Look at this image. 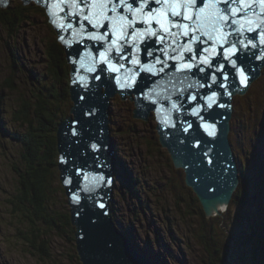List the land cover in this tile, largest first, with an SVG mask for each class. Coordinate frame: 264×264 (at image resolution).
<instances>
[{
    "label": "rangeland",
    "instance_id": "1",
    "mask_svg": "<svg viewBox=\"0 0 264 264\" xmlns=\"http://www.w3.org/2000/svg\"><path fill=\"white\" fill-rule=\"evenodd\" d=\"M11 1L8 6L21 4ZM28 16L10 27L0 22V264H80L69 228L70 233L47 229L39 237V244L49 240V258L33 253L24 235L36 226L27 217V206L22 212L12 203L19 186L15 164L25 167L22 144L12 136L27 129L15 119V111L22 103L32 105L38 90L48 92L51 87L62 94V102L56 100L62 107L57 118L65 117V112L73 116L75 104L71 95L63 93L72 80L56 79L50 71L48 47L56 40L50 26L34 10ZM233 112L229 142L239 180L227 209L207 213L208 218L215 217L206 220V232L210 246L218 250L210 258V246L199 237L203 204L198 196L179 177L151 124L134 116L128 96L110 102V135L119 157L115 158L119 170L111 205L118 228L140 245L141 255L147 252L157 264H227L230 260V264H264V70ZM31 118L36 125V118ZM49 182L47 203L52 212L71 214L58 165ZM236 193L244 205L236 201ZM230 207L235 214L231 223V214L223 216ZM226 225L238 233L236 237L226 234Z\"/></svg>",
    "mask_w": 264,
    "mask_h": 264
},
{
    "label": "water",
    "instance_id": "2",
    "mask_svg": "<svg viewBox=\"0 0 264 264\" xmlns=\"http://www.w3.org/2000/svg\"><path fill=\"white\" fill-rule=\"evenodd\" d=\"M15 1L24 4L23 0ZM24 1L26 2V0ZM29 1H31L28 4L30 7H40L45 10L41 12L39 8L38 13L50 26L56 40L58 39L64 46L65 51L69 49L66 54L72 71L71 98L75 102L72 108L74 115L60 123L57 136L60 178L70 208L72 224L74 228L76 227V232L73 235L75 234L74 240L80 264H156L152 259L141 255L136 250L134 242L119 230L112 214L111 204L115 199L114 184L118 167L114 156V141L110 136L107 109L110 102L124 101L120 94L114 93L119 91L113 88L114 83H119L121 87L125 86L128 92L130 87L126 84H131L134 91L130 95L135 97V92L142 102H150V109L155 112L157 110L154 107L166 105L164 100L165 95L170 91V85L164 81L165 76L160 79L163 81L161 83L153 81L151 77L150 80L153 83H148L142 78V75L136 80L135 77L139 75H135V70L139 69L143 72L142 64L134 63V57L129 63L120 52L115 50V47L109 50L111 34L104 41H91L90 33H100L105 29H97L88 24L83 19V15L88 14L87 10L81 13L73 7L72 0ZM77 3H80V0H77ZM57 5L59 6L57 7ZM80 7H83V3H80ZM118 11L122 12L123 9L118 7ZM247 11H255L256 16L264 17L259 4ZM141 22L144 23L142 20ZM230 23L228 28H224L226 24L223 28L230 33L238 31L239 36L247 39H249L247 37V33H249L251 35V40H249L253 42V34L248 31V27L243 26L241 28L239 24L240 28L234 30L231 29L232 23L231 25ZM239 25L236 26L239 27ZM180 31L183 33V29ZM227 31L224 33L228 34ZM195 33L203 35L199 31ZM195 33L190 32L189 36ZM158 35L161 39L167 38L166 34L158 33ZM199 40L200 38L197 39L195 46L199 44ZM240 40L233 45L244 49L247 42L245 41V44L242 45ZM216 41L218 39L214 40L215 43ZM119 44L121 48L127 50L124 43ZM202 44L205 45V43ZM82 45H85L84 48ZM255 49L256 46L254 45L251 50ZM167 50L165 55L169 59L180 56L177 48L169 47ZM208 50H210L209 47ZM91 52L97 53L99 58L89 56ZM83 53L88 55L84 54L83 56ZM101 53H105V57L102 58ZM136 55L140 60H144L147 53L142 52V54L137 53ZM68 57L72 62L69 61ZM165 57L162 56L160 60L155 61L157 71L158 66L168 62V58ZM86 60H88V66L94 65L95 67L86 66ZM149 61L152 62V58ZM187 61H191V59H187ZM101 66H115L117 70L114 71L113 67L108 69L107 71L111 75L107 77L108 72H102ZM246 66L251 68L249 62H246ZM125 67H127V71H123ZM256 72L257 69H253V75ZM190 75L191 77L195 76L193 72ZM220 75L222 76L221 73ZM170 76L171 79L176 78L175 75ZM227 80L225 78V81ZM252 81L255 82L252 85H247L249 89L247 93H243V95L237 93L232 99L226 97L225 100V96L216 89L215 84H212L210 97H213V100L211 104L198 93L199 101L203 103L202 108L211 113L210 117L214 123H218V129L213 127L214 130L218 131V135H211L208 129L199 127L187 116H183L187 125L182 120L173 119L167 129L162 127V120L166 118L165 112H158V118L153 113L151 118L147 120L153 127L159 141L161 139L160 133H162L164 144L160 143L170 162L181 180L198 196L207 213L211 212V205L217 202L225 203L231 199L234 190L237 189L231 174L232 171L229 170V168L236 169L231 160L232 155L228 152L230 151L228 148L229 112L246 98L257 80L252 78ZM143 91L145 94L142 93ZM178 91L180 92L181 89ZM159 92L162 95L156 98ZM128 98L135 109V102L133 101L135 99L132 97V100L129 96ZM154 99L156 100L154 101ZM186 101H182L184 106L187 104ZM216 106L219 107V111L214 109ZM186 107V113L190 114L195 122H198L193 107L191 105H186ZM166 108L170 109L171 106L166 105ZM200 112L203 113V111ZM175 117L178 118V116ZM211 123L214 125L212 121ZM168 132L179 137L176 138L177 141L174 144H172L174 141L169 137ZM181 139L182 142H180Z\"/></svg>",
    "mask_w": 264,
    "mask_h": 264
},
{
    "label": "trees",
    "instance_id": "3",
    "mask_svg": "<svg viewBox=\"0 0 264 264\" xmlns=\"http://www.w3.org/2000/svg\"><path fill=\"white\" fill-rule=\"evenodd\" d=\"M0 22L2 24L14 26L19 22H24L29 19L28 14L31 10L39 12L40 7H30L26 4H15L8 7H4L0 4ZM41 12L45 10L40 8ZM48 57H49V66L50 71L56 79L63 80L65 78L71 79V69L69 70V63L67 60V54L64 46L57 40H55L50 47H48ZM67 91L63 92L64 94L71 95V85H68ZM62 94L59 91H53L52 87L49 88L48 92L43 90H38L36 94L35 102H32V105H29L27 102L22 103L21 107L15 111V119L20 121L22 124H25L27 129L25 132L13 135V139L22 144L23 153L22 158L25 162V167H21L19 164H15L16 173L19 176V186L18 194L15 196V200H12V203L15 204V209L19 211H24V207L27 206V215L30 218L31 223L36 226V228L31 230L30 235L26 234L25 239H27L28 244L32 248V252L35 251L42 258H49L48 245L49 240L43 239L41 243H37L39 237L44 235V231L50 229L54 231L57 229L68 230V228L76 232V227L74 228L71 220V214H58L53 213L48 205L50 199L49 193L51 189V183L49 182L50 177L53 174V169L58 165L59 166V149H58V128L60 123L68 118L66 112L62 119L57 118L56 112L62 111L61 104H56V100L62 102ZM49 101H52L53 105L47 104ZM55 108V109H54ZM36 118L37 124L34 125V120L31 116ZM161 142V141H160ZM242 179H245V175H242ZM186 181V180H185ZM187 183V182H186ZM262 199H264V191H262ZM19 195V197H18ZM235 199L238 203L243 202L244 200L240 199L241 195L236 193ZM200 201V199H199ZM201 202V201H200ZM202 204V203H201ZM201 228L199 232V237L201 240L207 243L210 246L211 241H209V235L206 232V220L214 221L215 217L208 218L207 212L205 211L203 205H201ZM232 208H229V211L225 212L223 216L234 222V216L232 213ZM231 214V215H230ZM115 217V216H114ZM27 218V219H28ZM244 218V217H243ZM264 218V215H263ZM229 223V224H230ZM227 226V225H226ZM227 226L225 229L226 234L229 236H237L238 233H233L232 228ZM44 230H43V229ZM37 230V231H36ZM211 230V228L209 229ZM231 231V232H230ZM70 233V231L68 230ZM75 235V234H74ZM72 236L74 239L75 236ZM226 237H224L225 239ZM206 239V240H205ZM237 243V238L232 239ZM231 241V240H230ZM210 248V258L216 256L218 250ZM231 250V251H230ZM230 253L232 254V248H229ZM223 252V251H222ZM230 254V257H231ZM231 260L227 262L230 264Z\"/></svg>",
    "mask_w": 264,
    "mask_h": 264
},
{
    "label": "snow or ice",
    "instance_id": "4",
    "mask_svg": "<svg viewBox=\"0 0 264 264\" xmlns=\"http://www.w3.org/2000/svg\"><path fill=\"white\" fill-rule=\"evenodd\" d=\"M137 0H80L83 3V7H80V3L77 0H72L73 7L78 9L81 13L87 10L88 14L83 15V19L88 22L92 27L97 29H105L100 33H90V38L96 41H104L109 38L111 34V43L109 44V50L115 47V50L119 53L122 51L120 44L121 40L125 43L131 41L127 40L129 36V29L133 28L137 19L142 20L149 27L144 29H135L131 32L132 40L142 38L146 35L157 36V32L151 27L152 21L154 20L160 25L162 31L167 32L170 36L177 35V33L170 32L171 27H177L183 29V35L188 36L190 32H202L203 35L208 38L224 39L225 33L222 31L224 22L229 20V13L232 17H236L238 13L246 12V10L253 9L255 3L258 2L261 13H264V0H253L252 3L249 0H209L204 3V0H154L160 8L151 9L145 13V7L150 8L148 0L145 3H141L139 7L133 5ZM204 3V6L193 12L196 9L197 3ZM223 3L225 8L222 10L218 5ZM59 5H57L58 7ZM118 7L126 10L132 14L133 19H129L127 15L121 14L118 11ZM173 17H183L185 21H191V24L174 23L168 19V15ZM257 14L254 11L241 16L239 19H232V24H240L241 28L247 24L248 31H253L251 25L253 24ZM214 34L215 37H214ZM197 37H193L196 39ZM261 42L264 43V33L261 34ZM207 51V49H205ZM231 51V50H229ZM105 53H101V57H105ZM134 63L136 61H133ZM205 63H208L207 59H204ZM113 70L117 69L112 66ZM242 83L246 82L247 77L244 76L241 71ZM213 97H209V103L211 104Z\"/></svg>",
    "mask_w": 264,
    "mask_h": 264
},
{
    "label": "bare ground",
    "instance_id": "5",
    "mask_svg": "<svg viewBox=\"0 0 264 264\" xmlns=\"http://www.w3.org/2000/svg\"><path fill=\"white\" fill-rule=\"evenodd\" d=\"M71 80H72V75H71ZM109 106H110V104H109ZM232 113H234L233 112V109L229 112V122H230V118H231V116H232ZM110 122V121H109ZM104 123H105V120H104ZM229 126H230V123H229ZM13 131V130H12ZM231 132H230V127H229V134H230ZM111 136V135H110ZM228 148H229V150L230 151H228L229 153H231V160L234 162V167L236 168L235 170L234 169H231V168H229V170L230 171H232V176H233V181L235 182V184H237L236 183V181L237 180H239L238 178V170H237V168H238V166H237V164H236V160H234V157H235V159H236V156H234L233 155V148L230 146V142H229V138H228ZM116 151V150H115ZM117 152V151H116ZM114 156H115V158H116V160H118V158L119 157H117L116 156V153L114 152ZM235 191V190H234ZM233 196V195H232ZM232 199V198H231ZM231 199H229L227 202H225V203H223V202H217V203H215V204H213V205H211V207H210V209L211 210H215V211H219V210H221V209H225L226 207H228L227 205H229L230 204V200ZM227 209V208H226ZM128 234V233H127ZM129 239H131V238H129ZM132 240V239H131ZM134 242H135V248H136V250L140 253V254H143L144 253V250H142V249H140L141 247H140V245L134 240ZM146 256L147 257H149L150 255L148 254V253H146ZM155 261V260H154Z\"/></svg>",
    "mask_w": 264,
    "mask_h": 264
}]
</instances>
